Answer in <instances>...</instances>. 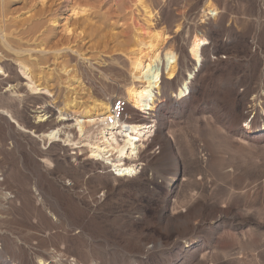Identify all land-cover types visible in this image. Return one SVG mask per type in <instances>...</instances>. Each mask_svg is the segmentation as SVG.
Wrapping results in <instances>:
<instances>
[{"label": "rangeland", "instance_id": "obj_1", "mask_svg": "<svg viewBox=\"0 0 264 264\" xmlns=\"http://www.w3.org/2000/svg\"><path fill=\"white\" fill-rule=\"evenodd\" d=\"M40 9L45 16L30 18ZM144 9L155 48L176 55L153 112L170 146L155 138L136 171L116 176L88 148L73 149L96 127L84 137L69 127L65 147L38 137L73 96L58 73L53 94H32L20 50L43 47L35 73L53 62L71 68L91 99L123 100L125 121L141 122L123 87L135 43L149 39ZM0 23L16 53L1 47L0 264H264V0H0ZM194 37L205 39L199 63L189 55ZM45 106L52 115L38 125ZM150 150L161 158L150 160Z\"/></svg>", "mask_w": 264, "mask_h": 264}, {"label": "bare ground", "instance_id": "obj_2", "mask_svg": "<svg viewBox=\"0 0 264 264\" xmlns=\"http://www.w3.org/2000/svg\"><path fill=\"white\" fill-rule=\"evenodd\" d=\"M67 9L70 10L67 7V5H61L60 7L56 8V10H58V11H61V10L65 11ZM73 10H70V11H73ZM45 12L46 11H44L43 9L42 10L40 9L35 14H30L31 15L30 18H35L36 16L44 15ZM143 12L146 15V18H144V19H146V23H144V26H145L144 32L147 35H149V37H148L149 39H148V41L140 40L137 43H135L134 49H136L135 51H137V53H136L137 56L135 58H133L129 63L130 81L128 83H126L127 85H124V87H123L124 94H125L124 99L128 103H131L137 110H139L142 113L141 122H135V123L128 122V121H125L126 118L123 116L121 118V120L119 122H117V124L115 126H110L109 123L107 122V118L111 115V107H112L113 101L105 102L102 99H96V98L91 99L92 98L90 96L91 94H88L87 92H85V90L83 88L84 85L82 86L81 80H79L80 78H78L77 75L74 74V72H73V70H71V68L69 69V68L64 66L60 69H57L56 64L53 62V63H50V67H47V69H40V67H39V69L35 73V70L37 69V68L34 69L35 65L40 64V63H38L39 61L41 63L46 62L45 61L46 57L43 55V53H44L43 47L38 46L37 48H34V49H32L31 47H30V49H27L25 47L26 48L25 49L23 47L24 49H22V47L20 46L22 49V50H20V52H22V54L25 53V55H26L25 60H27V62H28L26 65L24 64V66H21V68H23L24 71L26 72L27 76L25 78H23L22 77L23 75H22L21 77H22V79L27 81L25 87L27 86L29 91L32 94H42V95L48 94V95H50L52 93V91L55 90V84L59 80L58 76L56 77L54 74L58 73L59 76L62 75L61 76V77H63L62 80L65 81L64 86H63L64 90L69 95L73 96L72 100H70L68 102L64 101L65 103H64L62 108H57V111H56L57 116H56V118L54 117L55 118L54 122L51 124L52 128H50L51 130L49 129V131H47L45 133L41 132L42 134L41 133L39 135L37 134L39 138L45 139V141H46L45 143H47V144L50 142L51 143L52 142H59L60 143V141L61 142H67V144L64 145V147H65L68 145V143H71V140L69 139L70 138V133H69L70 130H68L69 127H72L74 129L76 128L77 132L79 133V135L81 137H84L85 134L88 133V130L90 128L96 127V132H94L95 134L93 133L90 136L87 135L88 137L83 144H81L82 142H77V143L75 142L74 145H76V146L72 145V146H74L73 149H80V148L85 149V147H86L89 149L88 152H89V159L90 160H92V161L93 160L94 161H105L106 165H110L111 167L114 168V171L118 170L121 172L130 170V169L135 170V168L139 167V165L141 166V164H138L137 161L141 160V158H140L141 155L145 152V149L147 148V146H151L150 143L152 141H154L155 138L158 139V141L163 143L165 146L169 145L168 143L170 142V138L168 137L167 133L165 134L164 132L159 130V128L157 127L156 115L153 112H154L155 104L158 101V98L156 96L159 95L160 84L162 82L163 76H166L165 79H167V80L173 79L175 77L176 55H175V53H173L169 49H166V50L159 52L155 48V45L153 44V39H155V29L151 28L150 25L147 24L148 19H150V13L146 9H144ZM209 13H212V15L218 14V12H216L215 8L209 9ZM209 13L206 15H209ZM53 17H54V15H53ZM39 18H41V16ZM81 18L79 17V19H81ZM18 19H20V18H18ZM30 20H32V19H30ZM39 20H41V19H39ZM75 20H77V19H75ZM82 20H80V21H82ZM7 21H8V18H7ZM73 21L74 20H72V22ZM80 21H78V22L80 23ZM14 22H15V20H14ZM20 22H22V21H20ZM53 22H55V21L53 20L52 23ZM82 23L84 24V21ZM2 24L0 23V25H2ZM8 24L10 25L11 23H8ZM12 24H14V23L12 22ZM90 24H87V25H90ZM5 25H7V24H5ZM20 25H19V27H20ZM27 25L28 24H26V26ZM53 25H54V23H53ZM84 25H82V26H84ZM87 25H85V26L89 27ZM16 26L18 27V25H16ZM31 26H33V27H31L29 29V31L34 32L36 30V28L38 27V24H34ZM85 26H84L83 30H85V28H86ZM40 27H38V28H40ZM67 27L64 26L63 28H67ZM80 28H82V27H80ZM0 29H1V27H0ZM92 29H93V27H92ZM17 30H18V28H17ZM19 30H20V28H19ZM24 31H25V29H24ZM11 32H13V31H11ZM37 32H38V30H36V34H37ZM66 32H67V30H66ZM81 32H82V30H81ZM88 32H91V31L88 30ZM18 33H20V32H18ZM71 33H72V31H71ZM151 33H153V34L150 35ZM27 34H29V32ZM34 34H35V32H34ZM39 34H37V35H39ZM83 34H85V33H83ZM86 34H88V33H86ZM88 35H90V34H88ZM42 36H43V34H42ZM47 37L48 36H46V38ZM164 37H166V36L163 35L162 39H166ZM16 38L17 37L15 36V40H16ZM156 38H158V37H156ZM31 39H34V38L31 37ZM31 39L29 38L28 40H31ZM15 40H11V41H13V43H14ZM18 40H20V39H18ZM11 41H10V43H11ZM20 41H22V40H20ZM23 41H27V40L24 39ZM156 41H157V39H156ZM19 43H21V42H19ZM204 43H205V39L194 37V39L192 40V42L190 43V46H189V55H190L192 61H196V63L200 62V50H201V47L203 46ZM33 44H34V42H33ZM16 45H18V44H16ZM12 46H13V44H12ZM1 47L2 48H9V45L6 41L5 34L2 32V29L0 31V63L2 64V66L6 67L5 60L7 59V56ZM9 50H10V48H9ZM143 50H146L147 52L142 53ZM14 52L18 53V51H14ZM75 52L76 51H74V53ZM77 52H79V51H77ZM10 53H13V52L11 51ZM14 54H16V53H13L12 55H14ZM40 55L44 56L45 60H41ZM46 56H48V55H46ZM11 57H13V56H11ZM14 59L16 62L21 64V62H20L21 60H18L17 58H14ZM85 60L88 61V58L87 59L85 58ZM48 61H49V59H48ZM8 62H9V60H8ZM11 63H13V62H11ZM40 65H44V64H40ZM47 65H49V64H47ZM60 65H59V67H60ZM42 67H44V66H42ZM0 69H3V67ZM23 74H25V73H23ZM189 74H191V72ZM189 79H191V75H190ZM16 80H17V78H16ZM62 80H61V82H62ZM184 81H186V79ZM15 82L16 83H12V81H11V83L8 86L9 89H15L16 90L17 88L22 86L19 82H17V81H15ZM4 84H6V83H4ZM60 85H63V83H60ZM185 86H186V83H184V82L180 85L177 92L174 94L175 98L180 99L184 96ZM6 89H8V88H6ZM18 90H16V91H18ZM57 90H58V88H57ZM12 92H13V90H12ZM53 109H54L53 107L47 106L45 109L39 111L37 113V115L35 116L34 122L38 123V125L39 124L42 125L43 123H46L49 120V118L51 117ZM54 113H55V110H54ZM9 118L11 119V121H10L11 123L16 124L17 127L19 126L15 122V120H13V118L11 116H9ZM69 122H72V124H68ZM43 126H45V125H43ZM261 127H262L261 130H264V124ZM114 128H116L117 130ZM117 133H118V135H120L121 140H118L119 137L117 138V136H116ZM80 136H79V138H80ZM35 137H37V136H35ZM44 139H41V140H44ZM147 141H148V143H146ZM151 148H152V146H151ZM151 148H149V149H151ZM158 153L159 152H153L152 150H150L147 155L149 156L150 160H158L159 158H161V157H158ZM134 170H132V171H134ZM120 175H122V174H120ZM48 263L50 264V262H48ZM40 264H45V263H40ZM66 264H71V263H66ZM75 264H76V262H75Z\"/></svg>", "mask_w": 264, "mask_h": 264}, {"label": "built area", "instance_id": "obj_3", "mask_svg": "<svg viewBox=\"0 0 264 264\" xmlns=\"http://www.w3.org/2000/svg\"><path fill=\"white\" fill-rule=\"evenodd\" d=\"M125 105V102L123 100L121 101H113L112 107H111V115L107 118V122L109 123L110 126H115L117 122L121 120V118L124 116L127 118L126 114L123 113V107ZM110 173L115 174L118 176L117 171H114V168L108 165Z\"/></svg>", "mask_w": 264, "mask_h": 264}]
</instances>
